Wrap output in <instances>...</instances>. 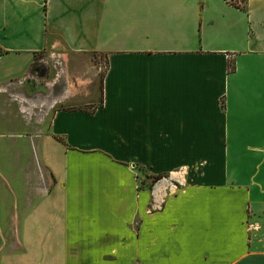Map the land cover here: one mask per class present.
Returning a JSON list of instances; mask_svg holds the SVG:
<instances>
[{
	"label": "crops",
	"instance_id": "1",
	"mask_svg": "<svg viewBox=\"0 0 264 264\" xmlns=\"http://www.w3.org/2000/svg\"><path fill=\"white\" fill-rule=\"evenodd\" d=\"M0 264H264V0H0Z\"/></svg>",
	"mask_w": 264,
	"mask_h": 264
},
{
	"label": "rangeland",
	"instance_id": "2",
	"mask_svg": "<svg viewBox=\"0 0 264 264\" xmlns=\"http://www.w3.org/2000/svg\"><path fill=\"white\" fill-rule=\"evenodd\" d=\"M88 58L92 59L93 63H97L98 64V70H99L98 71V77H97L96 84H94V87H95L96 90L98 89V91H99L101 80H102L103 71L105 69L104 58L101 55H98V54L95 55L94 54V55L89 56V57L74 56L72 59L75 60L76 65L73 66L71 64L72 63L71 62L69 66L63 68L64 69V76L66 75L67 80H68V78L70 79V77H71L72 81H75V80L77 81V79H78L77 77L78 76L76 77L77 78L76 79L75 78V76H76L75 71H77V70L86 71V69H88V68L85 66V64H86V60ZM37 69H42V67L38 66ZM62 73L63 72H62V68L61 67L57 66L56 68H52V69L50 68V78H52V77L56 78V83H55V85L53 86V88L51 90L52 92L62 91L63 88L67 86L68 82H65L66 78L63 77ZM82 73L85 74V72H82ZM37 91H39L40 93H45L46 92V90L43 88V84L42 83H38L37 88H35V91L30 90V93L32 94L33 92H37ZM82 105L86 106V104H83V103H82ZM92 105L94 106V103ZM85 106H82V107H85ZM12 110L14 112V115H13L14 118L23 119L25 117V114L19 112L17 106H14L12 108ZM38 112H39V110H38L37 107H35L33 110H32V108H30V131L27 130V129H22V130H18V131H5L3 133H13V134L17 133L20 136H30V137H33V138H35V137H37L39 135H42V130H41L42 128L41 129L33 128V125H32V123L35 124L37 122V114H38ZM46 126H47V121L45 123V127ZM1 138H3V137H1ZM2 140H6V139L3 138ZM32 149L35 150L36 148L34 146H33V148L30 147V152L32 151Z\"/></svg>",
	"mask_w": 264,
	"mask_h": 264
},
{
	"label": "bare ground",
	"instance_id": "3",
	"mask_svg": "<svg viewBox=\"0 0 264 264\" xmlns=\"http://www.w3.org/2000/svg\"><path fill=\"white\" fill-rule=\"evenodd\" d=\"M26 101V100H25ZM57 104V103H56ZM23 112V111H22ZM26 112V111H25Z\"/></svg>",
	"mask_w": 264,
	"mask_h": 264
}]
</instances>
